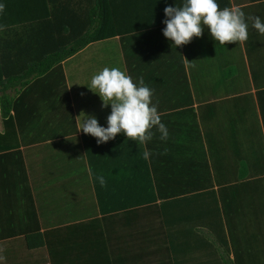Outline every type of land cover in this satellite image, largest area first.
Returning a JSON list of instances; mask_svg holds the SVG:
<instances>
[{"label":"crops","instance_id":"crops-1","mask_svg":"<svg viewBox=\"0 0 264 264\" xmlns=\"http://www.w3.org/2000/svg\"><path fill=\"white\" fill-rule=\"evenodd\" d=\"M230 1L229 10L186 20L184 22L188 23L183 27L177 26L183 22L173 24L176 37L166 32L164 35L160 34L157 39L158 46L157 44L145 46L146 49H155L154 57L144 54L143 49L140 50L142 61L134 55L123 54L124 86H121V82H113L110 86L117 91L120 89L121 91L118 92L121 96L128 99L127 105L130 107V112L113 125L101 128L95 125V119L99 117L96 109L101 110V107L97 104L95 108L92 101H88L87 96L83 98L81 95L79 102V93L72 88V82L69 84V72L72 69L66 65L88 51L92 45L63 62L60 68H55L22 89L16 95L17 100L8 124L4 123L0 112V134L12 133L10 143L15 149V144L17 145V151L22 156L29 176L33 200L35 201L34 192L36 187L41 185V180L35 179L37 172L33 174L32 171H38L39 168L44 167L55 174L56 181L52 184L66 185L74 180V190L81 188V193H84L86 189H90L89 211H92L89 218H82L83 220L79 222H68V225L79 226L73 234L66 233L64 227L68 225L64 224L51 226L52 223H50L42 227L40 231L49 235H47L46 245L37 250L25 251L27 249L25 243L23 245L24 239L21 236L0 241L4 245V248L0 247V264H130V262L170 264L167 262L168 258L158 253V249L165 248L168 243L164 220L160 216V207L163 201L169 200L166 197L173 193L177 195H173L172 200L177 199L182 202L171 211V217H176L174 225L176 230L184 232L185 228L187 229L185 232L190 235L189 231L192 228L203 237L213 238L206 228H200L199 222L210 220L211 224L219 223L224 231V237L220 240L213 238L215 240L213 245L226 261H232L233 264H247V258L252 254L248 252L249 247L242 243L241 236L245 230L251 228L253 231L263 229L259 224L264 225V215L260 213H264V210L254 211L252 216L248 217L250 223L246 229L242 228L243 224L238 222L236 216H231L229 222L227 201L231 199V194L227 189L228 187L238 188L240 185L253 182H264V178L259 175H250L244 179H238L226 175V171L221 169L217 162L218 156L215 149L219 146L216 135L212 133L230 135L238 125L245 123L248 117L249 122H257L258 133H261L264 140V0ZM224 13L232 14L233 39L237 45L238 56L245 60L243 65L245 69L231 68L234 76L224 80L227 85L224 86L223 92L216 93L213 90L214 87L198 86L197 76L206 75L207 73L204 72L209 70L208 67L213 70L225 69L220 59L222 53L216 56L221 52V46L218 45V52H214L213 57L204 55L205 52L199 51L189 30L190 25L197 20H203L200 26L205 27L210 25L213 17ZM240 17L243 28L240 26ZM193 27L196 29L197 26ZM184 28L186 29L183 30ZM150 33L145 34L144 37L154 39L155 34L152 33L155 32ZM142 37L135 38L137 41H143ZM175 41L179 46L180 54L177 47L173 46ZM106 42H118L121 49L122 40L119 37ZM245 49L253 51L255 59L261 60L260 64H256L255 74L248 68ZM179 55H181V61ZM145 61L149 64L144 67L141 62ZM83 65H78V71L82 72V76L78 74L76 76V81L81 83L84 82L83 74L86 73ZM76 84L78 88L87 87L86 84L83 86H79L77 82ZM207 91H211L210 94ZM131 124L138 125L143 141L142 154L146 153L150 160V174L154 188L152 194L156 200L155 203L149 202V205L130 211L119 214L109 213L104 216L97 204L93 186H83L87 178L90 181V177L82 169H94L92 174L99 183L105 184V179L109 177L108 186L115 187L118 183H127L126 180L132 181L135 178L142 182L138 184L146 185V189L142 191L147 194L141 193L139 197L146 200L152 196L142 175L146 167L142 163L141 152H138L134 145L131 143L122 145L117 141L116 133H105L103 140L96 141V145L92 142L94 148L90 152L86 144L87 141H91L86 137L89 133ZM125 132L129 131L125 130ZM172 133H194L193 146H199L203 156L197 157L195 150L173 149L169 142ZM233 134L231 136L235 140L237 135ZM68 137L69 143L77 139L80 144L79 148H76L74 144L75 151L72 156L75 159L74 176H70L69 179L66 177L59 179L57 176L61 169L51 160L52 154L44 156L43 153L53 145H60L62 148V145L68 142L65 141ZM232 145V140H223L220 147L231 146L232 148ZM95 148L97 153L94 151ZM5 152L7 155L4 160L5 167L0 166V174L2 169H7L8 175H11L16 173L13 164L17 163L19 155H15L13 149ZM89 154L91 156L93 154L91 161L93 167L89 163ZM35 161L36 164H34ZM170 164H175L176 168L172 170ZM190 173H193L191 177L188 176ZM6 183L9 185L8 182ZM94 184L97 183L94 182ZM198 185H203V189L208 187L207 190L216 192L219 211L212 203L209 204L212 199L207 197L193 199L194 201L183 200V197L193 198L196 195L194 193H197L193 188ZM237 188L234 192H237ZM63 190L66 191V189ZM109 197L111 198V195ZM112 198L124 202L137 201L130 193H114ZM10 200L12 208L8 207L9 205L0 206V208L10 212V209L18 207L13 198ZM198 201L204 202L198 206L196 204ZM141 218L144 223L140 221ZM195 224L196 227H194ZM242 238L245 239V235ZM254 238L255 244L264 248V236L255 235ZM187 239L188 236H185L184 240ZM18 245H22L23 252L17 253ZM80 249L85 253H81ZM259 253L264 263V251L259 250ZM208 254L205 247L199 252H194L192 257L195 264L209 263ZM10 256H15V259L11 261L9 258L4 261V257ZM196 261L200 262L196 263Z\"/></svg>","mask_w":264,"mask_h":264},{"label":"trees","instance_id":"trees-1","mask_svg":"<svg viewBox=\"0 0 264 264\" xmlns=\"http://www.w3.org/2000/svg\"><path fill=\"white\" fill-rule=\"evenodd\" d=\"M230 8V0H0L1 118L6 124L11 120V111L17 100L16 95L22 89L34 80L49 74L55 68H60L63 62L92 44L119 37L122 40V52L127 56L134 55L139 61H142L143 57L140 56L142 48L133 45V42L137 41L135 38L137 35L143 36L144 47L146 45L150 47V44L153 46L157 44L158 46L157 39H159L160 34L164 35V33L170 32L176 37L173 24L223 12ZM150 32H155L152 33L155 34L154 39L144 37ZM173 46L177 47L180 54L177 41L173 42ZM134 47L137 50L133 53ZM146 50L149 49L145 48L144 54H146ZM154 50L151 51L154 52ZM245 51L248 68L255 74L256 64H260L261 60L255 59V55L250 49H245ZM179 56L181 61V55ZM240 62L237 60L235 63L229 64V67L224 66L227 68L228 79L234 76L231 73L232 66L245 69L243 66L245 60L242 58ZM141 64L145 67L149 62H141ZM137 128V125L131 124L98 132L90 142H87L89 152L94 148L92 142L96 145V141L103 140L105 133H124L125 130L130 129L132 131V129L137 130ZM11 134H0V166L5 167L4 160L7 156L5 151L15 150V155H19V159L17 163L14 162L13 164L16 173L8 175L7 169L1 170L0 206L9 205L8 207H11L10 198H13L18 207L10 209V212L0 208V241L22 236L27 250H37L46 245L49 234L40 231L39 224L36 226L34 223L18 230L19 225L17 223L29 217L27 214L24 215L25 211L29 209L33 212L35 203L22 156L17 151V145L15 144V149L14 145L10 143ZM124 140L127 139L124 138ZM94 151L97 153V148ZM99 152L101 153V150ZM92 156L89 154L91 167H93ZM263 161L261 162V173H259L261 178H264ZM246 174L241 179L246 178ZM126 181L127 183H118L115 187L108 186V177L105 179L106 186H95L97 204L104 216L109 213L125 212L128 206L138 208L140 205L145 206L149 205V202H154V194H152L154 192L151 191L153 188H149L151 189V198L145 200L139 196L141 193L147 194L142 191V189H146V185L138 184L142 182L135 178L132 181ZM196 188L203 189V185L195 186L193 190ZM207 189L208 187H205L203 190L206 191L201 190L194 193L196 195L193 198L183 197V200L194 201L193 199L207 197V199H212L209 204L212 203L219 211L216 192ZM114 193H130L137 201L114 200L112 198ZM169 195V197L165 196L169 200L163 201L164 203L160 207V216L164 220L168 243L165 248H159L158 253L168 258L167 262L170 264H195L192 254L205 247L209 253L207 255L209 263L206 262V264H233L232 261H226L222 258L216 246L213 245L214 242L211 243V237H203L192 228L189 231L190 235L185 232L187 231L185 228L184 232L174 228L176 217H171V211L172 208L174 209L176 205L182 202L177 199L172 200L173 195H177V193ZM235 196L232 195L233 198L231 197L227 201L228 208L234 206ZM203 202L198 201L196 204L199 206ZM37 220L39 219L37 218ZM199 224L200 228H206L215 240L224 237V231L219 223L211 224L209 220L199 222ZM259 226L264 228L263 224H259ZM78 227L76 224L68 225L64 227V230L67 231L66 233L73 234ZM185 236H188L187 240H184ZM80 251L85 253L82 249ZM130 264L133 263L130 262Z\"/></svg>","mask_w":264,"mask_h":264},{"label":"rangeland","instance_id":"rangeland-1","mask_svg":"<svg viewBox=\"0 0 264 264\" xmlns=\"http://www.w3.org/2000/svg\"><path fill=\"white\" fill-rule=\"evenodd\" d=\"M218 15L221 16L213 17L210 25H205V27L200 26L203 20H197L196 22H193L192 25H190L191 29L189 30V32L195 39L196 46L199 51H201L202 53L205 52L204 55L207 54L213 57L214 52H218V45H220L221 52L216 56H219L222 53L220 59L221 62L224 63L223 65L229 67L228 64L231 65L237 60L239 63H241L237 53V45L235 40L233 39L232 30L234 29V26L232 22V14L224 13ZM187 23L188 22H183L178 24L177 26L183 27ZM193 26H197L196 29H194ZM240 26L241 28H243L241 17ZM185 29L186 28H184L183 30ZM183 30H181V32ZM139 36L140 35H137L136 37ZM192 37L191 41L193 42ZM183 44L185 46L184 38ZM133 45H135V47H140L143 50L146 48L143 46V41L133 42ZM135 47L133 49V53L137 50ZM155 53H153L150 49L146 50V55H151V57L152 55L154 57ZM123 54L124 52H122V49H120L118 42H100L92 44V46L88 48V51L77 56L71 64L66 65V67L72 69L69 72V84L70 82H72V88L75 90V92L79 93V102L81 101V95L83 98L87 96L88 101H92V104L95 108L97 104H99V106L101 107V110L96 109L99 112V117L95 119L94 123L99 128L107 127L117 123V120L119 121L120 119H122L124 115H129L130 112V107L127 105L128 99L124 96H121V94L118 92L121 91L120 89H118L117 91L110 86V84L113 82H121V86H124L123 80H125V77L123 75V71L125 59L123 58ZM80 64H84L83 69L86 72L83 74L84 82L82 83L76 81L77 74L80 77L82 76V72L78 71V65ZM208 68L209 70L204 72L207 73L206 75L203 74V76H197V85L203 88L214 87L213 90L216 93L223 92L224 86L227 85V83L224 82V80L228 79L226 74L227 68L216 70H213L210 67ZM232 68L236 69L235 66H232ZM183 76L186 80V76L184 74ZM76 82L79 86H83L86 84L87 87H85L84 89L83 87L78 88ZM210 92L208 93L210 94ZM248 120L249 119L247 117L245 119V123H242V125H238L237 129L233 132L234 134L232 133L233 135H237V138L235 140L231 136L232 134L229 135L228 133H212V135H216V142L219 146L216 147L215 151L218 156L217 162L220 168L226 171V175L234 176L238 179L243 177L245 172L247 173V177H249L250 175H259V173H261L260 170L262 169L261 162L262 160H264V140L261 133H258L259 126L257 125V122H249ZM234 125H236V123ZM127 131L129 132L116 133L117 141L122 143V145L125 143H131V145L135 146L138 152H141L140 157L142 163L147 168H145L142 175L144 177V181L147 182L148 189L153 188L152 178L150 174L151 167L149 165L150 160L148 155H145L146 153L142 154L143 150L141 146L143 141L141 139L139 128H137V130L133 129L131 131L129 129ZM94 133L98 132L95 131L89 133L86 136L87 138H89L88 140L92 139V137L95 135ZM193 134L194 133H172L171 141H169L171 147L176 151L179 149H187L191 151L195 150L196 156L200 158L201 156H203V154L200 153L201 148L199 146H193ZM69 137L65 139V141L68 142H65V144L62 145V148L60 145H53L48 147L43 153L44 156L52 154L51 160L56 162V165L61 169L59 171V175L57 176L59 179H64L65 177L69 179L70 176H74L75 159L74 157H72L75 151L74 144L76 148H79L80 144L78 143L77 139H74L69 143ZM123 137L127 139L125 140V142L119 140L124 139ZM84 140L87 139L84 138ZM200 140L201 138L199 139V141ZM223 140H232V148L231 146L220 147V145L223 143ZM135 148L132 147V150L135 151ZM59 151L61 152L58 153ZM261 155L262 158H260ZM132 159L134 158L132 157ZM83 162L86 163L85 161ZM36 163L37 162L35 161L34 164ZM174 165L175 164H170L172 170L176 168ZM82 170L83 172H86L90 177V181L87 178L83 183V186L90 185L93 186L95 190L94 186L100 187L105 185L104 183H99V180L95 177L94 174H92V168ZM35 172H37V174ZM32 173L36 174L35 179L40 178L41 185L37 186V189H35L34 192V203L36 202L34 211L32 212L29 209L25 211L24 215L27 214L29 215V217L24 219V221L17 223L19 225L18 230L22 227L29 226L31 223H34L36 226H38L39 224L38 228L41 230L42 227L48 226L50 223H52L50 224L51 226H58L60 224L68 225V222H79L83 220L82 218L91 217L92 211H89L91 197L90 189H86L84 193H81V188L74 190V180L70 181L66 185H59L58 183L52 184L54 181H56V179L54 178L55 174L51 171H47V169L44 167L39 168L38 171L34 170V172L32 171ZM61 174H63L64 176H60ZM192 175L193 173H190L188 176L191 177ZM45 182L47 183L45 184ZM94 182L97 184L95 185ZM235 188L237 187H228L227 189L229 190V194H231V197L232 195H236L233 201L234 206L229 208L228 211L229 222L231 216H236L238 222L243 224L242 228L246 229L250 223L248 217L252 216L254 211L260 212L264 210V182L259 181L247 185H240L237 188V192H234ZM63 189H66V191H64ZM201 190V188H196L194 191L199 192ZM151 191L154 192V190ZM155 200L156 197H154V202L151 203H155ZM133 209L134 208L130 206H128L127 208L128 211ZM226 213L227 211L225 210V214ZM260 213L264 215L263 212ZM36 217L39 220H37ZM142 218L140 221L144 223V220ZM242 234V243L249 247L248 252L252 254L251 257L247 258V264H264L262 262V257L260 258L259 253V250L264 251V248L258 247L257 245L259 244H255L254 240L255 235L264 236V228L256 229L254 231L251 228L245 230ZM244 235L245 239L242 238ZM210 241L211 243L215 242L213 238H211ZM0 247L4 248V245L1 243ZM21 251L23 252L22 245L18 247L17 253H20ZM25 251L29 252V250ZM9 258L11 259V261H13L15 259V256L4 257V261ZM200 264L203 263L200 262Z\"/></svg>","mask_w":264,"mask_h":264}]
</instances>
